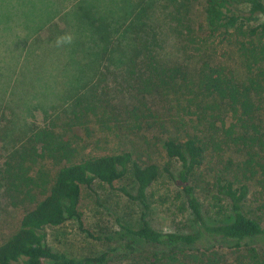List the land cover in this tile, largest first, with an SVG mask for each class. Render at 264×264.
Here are the masks:
<instances>
[{"label":"trees","instance_id":"1","mask_svg":"<svg viewBox=\"0 0 264 264\" xmlns=\"http://www.w3.org/2000/svg\"><path fill=\"white\" fill-rule=\"evenodd\" d=\"M53 1L9 0L0 29L39 32L67 0ZM113 1L124 9L116 16L97 12L100 0H80L64 18L63 34L72 30L82 47L89 92L65 122L33 124L0 164L1 205L22 212L17 228L0 235V264H107V253L54 250L44 230L71 220L83 228V190L122 181L130 185L119 190L141 205L138 229L119 223L135 239L132 254L142 252L138 243L154 251L150 264H264L263 218L249 204L255 184L264 193V0H204L195 18L197 0H170L182 44L167 58L164 32L146 25L144 5ZM224 43L240 69L218 62L221 51L229 56ZM151 132L181 165L165 172L179 190L178 211L193 217L188 233L148 220L149 190L162 172L128 140ZM198 188L226 221L206 219Z\"/></svg>","mask_w":264,"mask_h":264},{"label":"rangeland","instance_id":"2","mask_svg":"<svg viewBox=\"0 0 264 264\" xmlns=\"http://www.w3.org/2000/svg\"><path fill=\"white\" fill-rule=\"evenodd\" d=\"M59 1L62 2L54 0L53 3ZM203 1L194 2V8L191 9L192 18L202 11ZM79 2L80 0L64 1V8H59L61 10L55 13L39 32H28L18 27L16 32L9 36L0 29V164L9 150L29 136L33 124L41 126L52 121L57 124L65 122L77 97L89 92L84 75L88 69L84 65L82 47L76 41L72 30L70 34H63L66 30L64 18L72 19L70 13ZM129 2L132 5H144L142 7L146 25H155L160 32L163 30L165 46L162 51L165 52L166 58L167 55L177 56L175 51L180 49L182 40L172 29L176 24L170 18L173 3L170 0ZM5 6L10 9L9 0L0 2V12ZM97 6V12L105 17H113L124 11L122 6L115 4L113 0H100ZM193 22L195 26L199 23L194 20ZM17 40L21 41V45H16ZM223 45L229 51V56H224L221 51L218 62H228L234 68L240 69L239 56L231 55L234 47L226 43ZM109 82L111 83V79ZM155 135L156 133L151 132L146 138L134 137L133 140H128L131 150L140 149V154H145V160L156 162L161 168V177L149 190L151 209L148 220L157 230L188 233L194 229L193 217L178 211L179 190L165 172V168H172L175 172L181 165L167 157L162 141L159 142L161 139ZM126 185H130V181L118 182L114 187L96 182L92 189H84L81 201L83 228L77 220L68 221L61 227L47 228L44 232L48 244L54 250L74 258L107 253V264H150L149 259L154 251L148 246L144 248L143 244L135 243L137 247L142 248V252L132 254L128 245L135 239L119 224L134 229L141 226L140 203L131 200L119 190ZM198 195L209 222L226 221L217 215L218 208L214 206L215 201H212L211 197L208 198L199 188ZM1 204L3 198L0 195V235L9 229L14 231L22 216L21 210L6 208ZM249 204L257 208L264 225V209L259 210L264 205V193H261V187L257 184L249 194Z\"/></svg>","mask_w":264,"mask_h":264}]
</instances>
